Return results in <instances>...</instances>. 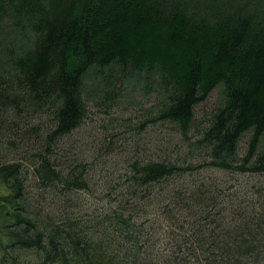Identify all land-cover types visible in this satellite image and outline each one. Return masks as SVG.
I'll list each match as a JSON object with an SVG mask.
<instances>
[{
	"label": "trees",
	"instance_id": "trees-1",
	"mask_svg": "<svg viewBox=\"0 0 264 264\" xmlns=\"http://www.w3.org/2000/svg\"><path fill=\"white\" fill-rule=\"evenodd\" d=\"M0 236V264H264V0H0Z\"/></svg>",
	"mask_w": 264,
	"mask_h": 264
},
{
	"label": "rangeland",
	"instance_id": "rangeland-1",
	"mask_svg": "<svg viewBox=\"0 0 264 264\" xmlns=\"http://www.w3.org/2000/svg\"><path fill=\"white\" fill-rule=\"evenodd\" d=\"M138 93H139L138 91H137V93L133 92V97L136 98V99H139L140 98V94H138ZM220 93H221V88H216L215 90H213L211 92L210 96L208 97V99L205 102H203V103H201L200 105L197 106L196 114L198 116H200V115L201 116H206V115L210 114L216 108V106L218 105V100H219V97H220ZM97 118L98 117L96 116V114L92 115V119L93 120H91V121H89L87 123V125H86V127H87L86 129L87 130H92L93 129L95 131V129L97 127V124H95V120ZM152 131H155V132L152 133ZM159 131H161V130H158L157 127H154V128L149 130L148 134L145 135V137L149 138V142H151V143L152 142H157L158 138L163 137L164 134H165V133L160 134ZM246 141H247V137L244 138V140H243V142L241 144V148H245ZM155 145H159V144H155ZM218 176L221 177L222 175L220 173H218ZM257 178L256 177H250V178L246 177V178H243V179L245 181L246 180H248V181L250 180L251 183H252L253 181H256ZM32 194H33V192H32ZM0 243H4V239H2L1 236H0ZM29 255H30V253H27V252L24 254V256H26V258H30ZM0 256H1V253H0Z\"/></svg>",
	"mask_w": 264,
	"mask_h": 264
}]
</instances>
